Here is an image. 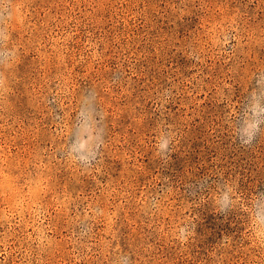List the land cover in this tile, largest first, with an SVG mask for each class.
Wrapping results in <instances>:
<instances>
[{
	"label": "rangeland",
	"instance_id": "1",
	"mask_svg": "<svg viewBox=\"0 0 264 264\" xmlns=\"http://www.w3.org/2000/svg\"><path fill=\"white\" fill-rule=\"evenodd\" d=\"M0 264H264V0H0Z\"/></svg>",
	"mask_w": 264,
	"mask_h": 264
},
{
	"label": "clouds",
	"instance_id": "2",
	"mask_svg": "<svg viewBox=\"0 0 264 264\" xmlns=\"http://www.w3.org/2000/svg\"><path fill=\"white\" fill-rule=\"evenodd\" d=\"M167 144H168V140H167V139H163V140H161V141L159 142V147H160V149H161V150H166V149H167ZM218 203H219L220 206H221V213H222L223 211H226V210L230 207V201H229L227 198L223 197V196H221V197L219 198Z\"/></svg>",
	"mask_w": 264,
	"mask_h": 264
}]
</instances>
